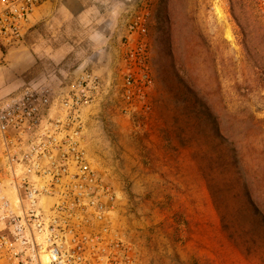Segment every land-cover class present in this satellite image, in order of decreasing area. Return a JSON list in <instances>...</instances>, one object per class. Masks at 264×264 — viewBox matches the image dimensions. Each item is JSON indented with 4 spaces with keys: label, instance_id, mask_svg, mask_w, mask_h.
Here are the masks:
<instances>
[{
    "label": "rangeland",
    "instance_id": "1",
    "mask_svg": "<svg viewBox=\"0 0 264 264\" xmlns=\"http://www.w3.org/2000/svg\"><path fill=\"white\" fill-rule=\"evenodd\" d=\"M57 2L36 13L40 19L0 61V101L30 83L52 79L60 85L77 70L71 55L61 52L69 22ZM213 3L159 0L154 15L167 4L172 61L185 68L180 76L225 118L231 136L243 139L247 160H264V134L258 129L259 123L264 131V25L251 0H227L215 11ZM158 29L153 17L151 113L122 112L121 47L114 67L101 60L106 89L83 110L88 158L119 200L115 226L139 264H264V249L247 255L223 230L218 210L232 216L237 208L225 197L220 157L228 146H220L185 108L183 93L168 74L170 59ZM248 116L253 123L236 124L235 117L248 121Z\"/></svg>",
    "mask_w": 264,
    "mask_h": 264
},
{
    "label": "built area",
    "instance_id": "2",
    "mask_svg": "<svg viewBox=\"0 0 264 264\" xmlns=\"http://www.w3.org/2000/svg\"><path fill=\"white\" fill-rule=\"evenodd\" d=\"M159 0H139L121 43L124 114L147 117L154 88L150 26ZM52 0H0V61ZM264 25V0H251ZM227 0H214L222 10ZM89 70L67 84H27L0 101V262L139 264L116 228L119 200L92 167L83 110L105 91Z\"/></svg>",
    "mask_w": 264,
    "mask_h": 264
},
{
    "label": "trees",
    "instance_id": "3",
    "mask_svg": "<svg viewBox=\"0 0 264 264\" xmlns=\"http://www.w3.org/2000/svg\"><path fill=\"white\" fill-rule=\"evenodd\" d=\"M154 19L159 24L157 32L159 41L164 44L170 59L168 74H172L170 79L179 85L184 98L180 97L184 101L185 108L203 122L205 128L219 141L220 146H228L223 149L220 157L225 177V197L237 208L232 216L225 209L217 208L223 230L231 239L239 242L238 245L247 255L256 254L264 249V160L250 163L245 155L243 139L235 140V137L226 130L225 118L220 113L215 114L195 87L180 76L185 74V68H177L176 63L172 61L169 45L171 21L167 4L157 10ZM234 119L241 127L247 122L253 123L251 116H248V121L236 117ZM258 129L264 134L259 123ZM229 139L233 140L232 147L228 144ZM176 261L182 264L179 260Z\"/></svg>",
    "mask_w": 264,
    "mask_h": 264
},
{
    "label": "crops",
    "instance_id": "4",
    "mask_svg": "<svg viewBox=\"0 0 264 264\" xmlns=\"http://www.w3.org/2000/svg\"><path fill=\"white\" fill-rule=\"evenodd\" d=\"M138 2L139 0H58L56 6L60 11H65L69 22V40L61 48V52L70 54L78 65L73 76L82 70H89L104 77L106 70L101 60H107L109 68L116 65L117 49L119 47L120 50L126 37L129 19ZM39 17H35L36 20ZM71 79L70 77L62 84H67Z\"/></svg>",
    "mask_w": 264,
    "mask_h": 264
}]
</instances>
